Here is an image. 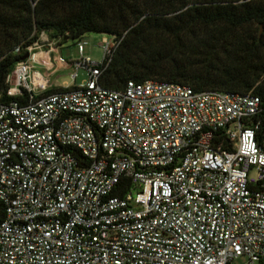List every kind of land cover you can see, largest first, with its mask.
I'll return each mask as SVG.
<instances>
[{"label": "built area", "instance_id": "built-area-1", "mask_svg": "<svg viewBox=\"0 0 264 264\" xmlns=\"http://www.w3.org/2000/svg\"><path fill=\"white\" fill-rule=\"evenodd\" d=\"M79 41L75 87L46 94V31L0 94V264H264V132L253 93L100 77ZM18 45L14 52L21 53ZM72 86V85H70ZM69 87V86H66ZM23 101V102H22Z\"/></svg>", "mask_w": 264, "mask_h": 264}, {"label": "trees", "instance_id": "trees-1", "mask_svg": "<svg viewBox=\"0 0 264 264\" xmlns=\"http://www.w3.org/2000/svg\"><path fill=\"white\" fill-rule=\"evenodd\" d=\"M43 31L58 45L72 33L76 44L90 32L121 38L100 77L107 88L152 79L258 95L264 132V0H0L3 101L7 75Z\"/></svg>", "mask_w": 264, "mask_h": 264}, {"label": "rangeland", "instance_id": "rangeland-1", "mask_svg": "<svg viewBox=\"0 0 264 264\" xmlns=\"http://www.w3.org/2000/svg\"><path fill=\"white\" fill-rule=\"evenodd\" d=\"M108 36L106 33L90 32L83 36L81 41L87 42L86 54L91 55L94 60L101 61L103 58V49L101 42L103 38ZM79 57L78 45L74 40H67L54 48L53 62L54 68H48L40 63L35 62L34 68L43 72L50 73V87L54 86H70L79 84L86 78V71L81 69L77 79H73L75 68L73 61ZM248 257L240 256L232 262V264H246Z\"/></svg>", "mask_w": 264, "mask_h": 264}, {"label": "water", "instance_id": "water-1", "mask_svg": "<svg viewBox=\"0 0 264 264\" xmlns=\"http://www.w3.org/2000/svg\"><path fill=\"white\" fill-rule=\"evenodd\" d=\"M263 30V26H262V28H261V31ZM71 39H74V37H73V33H72V35H70V36H66L65 37V40H71ZM30 56V54L29 53H26L24 56H23V59H27L28 57Z\"/></svg>", "mask_w": 264, "mask_h": 264}]
</instances>
